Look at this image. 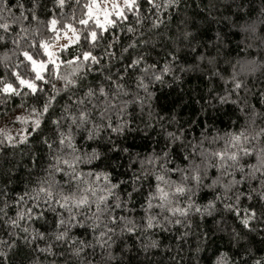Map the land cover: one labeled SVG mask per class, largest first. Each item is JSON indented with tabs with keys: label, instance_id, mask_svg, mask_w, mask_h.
Segmentation results:
<instances>
[{
	"label": "trees",
	"instance_id": "1",
	"mask_svg": "<svg viewBox=\"0 0 264 264\" xmlns=\"http://www.w3.org/2000/svg\"><path fill=\"white\" fill-rule=\"evenodd\" d=\"M18 2L24 4L25 15L31 20L28 10L33 7L32 0H10L15 15H19V9L14 7ZM80 2L83 4L85 0ZM138 2L141 22L137 24L136 13L129 12L126 21L102 32L93 49L100 63L82 70L87 72L86 84L102 83L107 88L105 78L111 75L114 82L123 85V90H118V97L113 99L107 117L113 127L122 120L127 121L128 126L122 133L111 134L110 139L105 138L108 132L95 141H85L83 133L77 136L78 145L85 150L98 148L101 151L102 159L89 167L110 172L113 182L119 183L117 194L122 201H127V206L117 209V213L131 217L138 225L137 231L122 233L117 228L114 243L105 249L95 244L91 230L74 227L71 236L94 245L85 249L79 258L72 254L69 243L51 241L52 252L43 253L39 249L46 246V241L25 243L12 237L16 239V245L4 249L7 257L0 258V264H33L34 260L39 264H83L84 260L88 264H254L257 259L264 264V223L253 221L254 230L249 231L241 223L242 216L225 207V204H232L242 213L252 207L259 215L264 210V199L259 190L252 191V188L259 189V180L251 184L242 182L227 198L223 197L220 184L213 188L201 187L192 198L201 207L200 212L190 211L187 217L177 216L181 219L180 224H158L148 229L144 227L146 213L141 206L145 205L155 178L148 175L137 179L143 173L140 161L153 153L162 154L166 145L168 167L182 168L186 164L184 157L192 152L193 146L197 154L202 150L201 145L203 149L215 150L223 141L212 143L213 137L246 126L253 107L257 113L264 112V0H179L178 4L162 7L160 11L150 8L147 0ZM156 2L163 5V0ZM36 3L35 12L40 22L32 21V24L40 29L41 35L46 34L43 22L50 15L59 17L62 12L65 17L68 15V8L61 10L54 0H36ZM129 25L134 32L127 30ZM252 25H255V31L251 30ZM11 47L10 42L7 47H0V57ZM77 51L72 47V53ZM68 56L66 52L65 57ZM137 57L143 58L140 65L128 67ZM151 65L155 68L149 67L145 72V67ZM165 65L169 71L162 73L160 70ZM253 65L252 71L242 70V66L247 69ZM117 73L122 77L118 81ZM153 73L161 79H155ZM4 74L5 69L0 64V75ZM231 76L241 80L244 88L234 89ZM141 82L145 88L139 87ZM43 88L44 91L35 97L16 96L0 104V127L7 128L17 137L18 130L26 126L9 118L13 113L26 115L32 106L38 107L48 95H55L50 83L44 84ZM226 93L230 94V99L220 102L217 97ZM68 96L66 92L57 96L40 129L33 132L27 142L9 144L0 136V141H4L0 142V209H4L7 217L15 218L16 201L24 193L31 194L36 181L44 175L51 156L43 138L48 137L50 142L55 140V126L51 120L60 114ZM256 123L258 127H264L261 119L258 118ZM168 133L180 136V140L172 142ZM244 162L255 163V160L246 157ZM218 174L215 168L209 169V177ZM236 179H239V173ZM210 183L211 179L206 178L204 184ZM237 189L242 193L239 200L234 195ZM127 193L132 196L129 198ZM218 194L220 199H216ZM209 201H214L215 206L205 210ZM25 206L32 205L29 202L20 207ZM158 211L156 209L152 214ZM4 219L0 213V237L8 238L13 230ZM52 220L53 214L46 212L45 220H34L31 226L51 232ZM21 224L23 226V222ZM153 241L155 246H151ZM108 252L113 259L109 260Z\"/></svg>",
	"mask_w": 264,
	"mask_h": 264
},
{
	"label": "snow or ice",
	"instance_id": "2",
	"mask_svg": "<svg viewBox=\"0 0 264 264\" xmlns=\"http://www.w3.org/2000/svg\"><path fill=\"white\" fill-rule=\"evenodd\" d=\"M54 2L61 10L67 7L68 15L65 17L63 12L59 17L50 15L43 22L46 34L41 35L40 29L32 24V21L40 22L35 12L38 6L36 0H32L33 7L28 10L31 20L25 15L23 3L18 2L14 5L19 9V15H15L10 0H0V47H7L9 42L12 45L3 57H0V64L5 69V74L0 75V104L11 97L26 95L35 97L44 91L43 85L46 83L51 84L55 93L48 95L38 107L32 106L26 115L13 113L9 119L26 126L18 130L17 137L3 127H0V136L9 144L27 142L29 136L40 129L45 114L49 113L57 96L61 92L69 94L68 102L61 107L60 114L51 120L55 126V140L50 142L48 137L43 138V143L47 145L51 156L44 169V175L36 181V187L32 189L31 194L24 193L16 201L18 210L15 218L7 217L4 209H0L5 218L4 223L13 230L8 238L0 237V258L6 259L5 248L11 249L16 245L17 241L12 237L22 239L25 243L46 241V246L39 249L43 253L52 252L54 245L51 241L69 243L72 245V254L79 258L85 249L94 245L87 240L71 236L74 227L91 230L95 244L105 249H109L114 243L113 237L117 228L122 233H133L138 228L131 217L117 213V209L127 206V201H122L117 194L119 183L113 182L111 173L89 167L94 161L102 159L101 151L98 148L85 150L78 145L77 136L83 133L85 141H95L108 132L109 135L105 138L110 139L111 134L122 133L128 126V122L122 120L113 127L107 117V113L112 110L113 99L118 97V90H123V85L114 82L111 75L105 78L108 82L107 88L102 83L95 86L86 84L84 77L87 72L82 70L100 63L93 49L97 47L102 32L107 31L110 26H117L121 21H126L129 12L136 13L137 24L141 22L138 11L141 5L138 0H85L83 4L80 0ZM147 3L150 8L160 11L162 7L178 4L179 0H163V5L158 4L156 0H147ZM250 27L255 31V25ZM127 30L135 31L131 25ZM84 45L88 47L84 48ZM72 47H76L78 51L72 53ZM66 52L69 53L67 58ZM142 59V57L132 59L128 67L140 65ZM149 67L155 68V65L146 66L144 71L147 72ZM254 67L253 65L244 69L242 66V70L252 71ZM160 71L168 72L169 67L165 65ZM153 76L157 80L161 79V76L154 73ZM120 79L122 77L117 73V81ZM230 79L232 87L237 91L244 88L243 82L236 76H231ZM52 80L56 83H51ZM61 81L62 85L57 87ZM139 87L146 86L141 82ZM217 99L224 102L230 99V94L226 93ZM248 115L246 126L225 133L224 136L217 134L212 138V143L223 141L215 150L203 149L201 145L202 150L197 154L193 146L192 152L184 157L186 164L182 168L168 167L167 145L161 150L162 154L153 153L140 161L143 173L142 177L137 179L148 175L155 178V183L150 186L151 191L145 200L146 207L141 206L146 213L143 217L146 221L145 228L151 229L165 223L180 224L181 219L176 218L177 216L187 217L190 211L200 212L201 207L192 198L205 186L213 188L220 184L223 189L222 195L227 198L233 188L242 182L247 181L251 184L252 181L259 180V189L252 188V191L259 190L261 199H264V127H258L256 123L258 118L264 122V112L257 113L253 107ZM168 136L172 138V142L180 140V136L173 133H168ZM113 147L116 145L113 144ZM246 157L254 158L255 163L244 162ZM149 168L152 169L151 172ZM211 168H215L219 174L209 177ZM237 173L239 179H236ZM206 178L211 179L210 184H204ZM241 194L237 189L234 193L236 200H239ZM127 196L130 198L132 193H127ZM220 198L221 195L218 194L216 199ZM248 198H252L251 194ZM29 202L31 207H20L21 204L27 205ZM214 206L215 202L209 201L205 210ZM225 207L233 210L237 216H242L241 223L249 231L254 230L253 221L264 223V210L258 215L257 209L252 207L244 209L243 213L232 204H225ZM156 209L159 211L153 215ZM46 212L53 214L51 232L40 231L31 226L34 220H45ZM20 233L24 235L21 236ZM151 246H155L154 241ZM107 255L109 260L114 258L110 252ZM33 264L39 262L34 260ZM83 264L88 262L84 260ZM254 264H262V261L257 259Z\"/></svg>",
	"mask_w": 264,
	"mask_h": 264
}]
</instances>
